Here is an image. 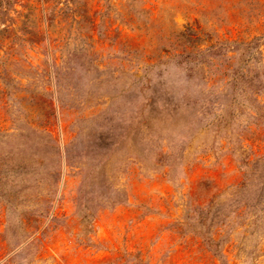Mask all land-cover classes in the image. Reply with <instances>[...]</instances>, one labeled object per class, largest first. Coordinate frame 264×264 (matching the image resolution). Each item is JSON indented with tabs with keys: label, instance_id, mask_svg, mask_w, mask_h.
Segmentation results:
<instances>
[{
	"label": "rangeland",
	"instance_id": "rangeland-1",
	"mask_svg": "<svg viewBox=\"0 0 264 264\" xmlns=\"http://www.w3.org/2000/svg\"><path fill=\"white\" fill-rule=\"evenodd\" d=\"M0 264H264V0H0Z\"/></svg>",
	"mask_w": 264,
	"mask_h": 264
}]
</instances>
